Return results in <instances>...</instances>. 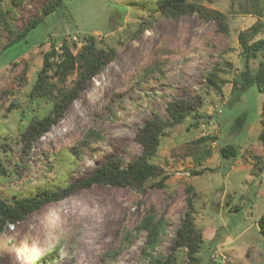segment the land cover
Masks as SVG:
<instances>
[{"label": "rangeland", "instance_id": "obj_1", "mask_svg": "<svg viewBox=\"0 0 264 264\" xmlns=\"http://www.w3.org/2000/svg\"><path fill=\"white\" fill-rule=\"evenodd\" d=\"M48 1L0 0L7 13L0 25V197L61 191L108 157L131 162L143 152L139 129L154 112L164 117L169 101L195 98L200 117L190 114L161 136L151 162L168 178L151 177L142 188L93 184L43 201L4 227L0 264H149L148 253L170 252L194 193V223L203 236L194 264H264V235L257 225L264 212V145L257 139L264 92L241 83V92L233 90L245 69L238 33L256 21L259 0H187L203 6L205 15L174 18L160 11L159 0H62L57 12L19 36ZM216 11L223 15L218 20ZM89 36L97 48L113 47L114 57L57 124L25 140L30 122L53 105V96H30L45 53L52 45L59 53L66 41L76 55ZM263 61L262 54L252 59L250 71ZM80 67L76 61L64 81L50 71L48 81L70 88ZM242 113L246 119L236 131ZM203 136L212 139L198 141ZM226 144L237 147L236 157L220 154ZM200 169L202 174H192ZM148 214L162 219L163 227L155 247L144 250ZM47 251L54 252L43 258ZM175 256V264H187L185 249Z\"/></svg>", "mask_w": 264, "mask_h": 264}, {"label": "trees", "instance_id": "obj_2", "mask_svg": "<svg viewBox=\"0 0 264 264\" xmlns=\"http://www.w3.org/2000/svg\"><path fill=\"white\" fill-rule=\"evenodd\" d=\"M62 2V0L46 2L41 8V14L30 19L19 32V36L24 38L28 36L44 22L46 17L57 12ZM158 4L160 11L170 18L192 12H199L202 16L205 15L203 6L194 2H188L187 0H159ZM257 10L256 21L238 33V42L244 57L245 69L239 73L235 80L233 88L235 92L242 91L237 87L238 83H241L246 88L256 86L259 91L264 92V61L259 64V68L255 73L250 71V61L256 59L259 54H262L264 57V39H256L258 34L264 33V0L258 1ZM222 16V13L219 11H216L213 15L215 20H218ZM6 22L7 13L0 3V25H5ZM16 41L17 39L11 40L9 44ZM60 50L57 53L55 46L52 45L51 50L45 53L42 68L38 72L36 81L30 92V96L32 97L53 96L54 99L49 112L42 118L33 119L22 133V137L27 141L32 142L38 139L48 132L53 125L57 124L64 116L67 107L73 101L80 98L81 91L86 90L89 80L96 76L112 60L115 54L113 47L97 48L94 36H89L85 40L76 55L71 53L66 41H63ZM55 56H59L58 62L52 61V58ZM76 61H79L81 67L78 77L73 81L70 88L58 87L48 81L50 71L57 72L60 80L64 81L75 68ZM55 89H57V92H55ZM197 102L195 98H179L166 104L164 117L160 113H152L137 134V140L141 143L143 152L131 162L125 163L123 157L119 155L108 157L106 160L100 162L90 175L79 182L65 186L61 191L43 190L31 197L11 200L0 197V234L6 225L23 220L29 212L39 207L43 201L52 200L61 195H68L75 188H87L93 184L129 185L135 188H142L143 183L147 179L163 175L162 168L151 162L156 155L160 138L165 134L167 127L181 123L188 115L192 114L195 118L200 117V114L196 111ZM245 119V113L238 115L233 124L234 130L241 131ZM261 125L262 128L257 139L264 145V105L262 108ZM216 138L214 137L213 140ZM208 139H212V137L203 136L198 141ZM219 152L225 158H233L237 156L238 150L234 144H226L219 149ZM260 171H263V168H260ZM202 173L203 169L192 171V174L195 175ZM163 178H168V175L164 174ZM156 184L162 186L163 183L160 180ZM187 189L193 191L191 185ZM194 199L195 193L187 197V209L176 229L170 252L166 256H156L148 253L149 264H175V252L181 248L186 250L187 264H194L198 261V252L203 243V236L194 223L196 213ZM257 225L260 233L264 235V212L257 220ZM142 226L148 231V239L144 250L154 248L163 227V220H156L154 215L148 214L144 218ZM212 242L214 243V239ZM53 252L47 251L43 255V258L51 255Z\"/></svg>", "mask_w": 264, "mask_h": 264}, {"label": "flooded vegetation", "instance_id": "obj_3", "mask_svg": "<svg viewBox=\"0 0 264 264\" xmlns=\"http://www.w3.org/2000/svg\"><path fill=\"white\" fill-rule=\"evenodd\" d=\"M32 238L34 239L33 234H32ZM54 249H56V251H59V248L58 247L57 248L50 249V250H54Z\"/></svg>", "mask_w": 264, "mask_h": 264}, {"label": "bare ground", "instance_id": "obj_4", "mask_svg": "<svg viewBox=\"0 0 264 264\" xmlns=\"http://www.w3.org/2000/svg\"><path fill=\"white\" fill-rule=\"evenodd\" d=\"M47 241L46 240H44V242L43 243H46Z\"/></svg>", "mask_w": 264, "mask_h": 264}, {"label": "crops", "instance_id": "obj_5", "mask_svg": "<svg viewBox=\"0 0 264 264\" xmlns=\"http://www.w3.org/2000/svg\"><path fill=\"white\" fill-rule=\"evenodd\" d=\"M36 236H35V233H34V238H35Z\"/></svg>", "mask_w": 264, "mask_h": 264}, {"label": "clouds", "instance_id": "obj_6", "mask_svg": "<svg viewBox=\"0 0 264 264\" xmlns=\"http://www.w3.org/2000/svg\"><path fill=\"white\" fill-rule=\"evenodd\" d=\"M47 248H50V247H47Z\"/></svg>", "mask_w": 264, "mask_h": 264}]
</instances>
